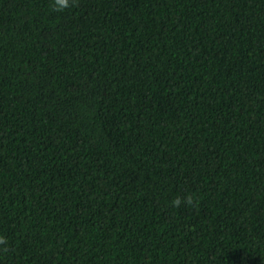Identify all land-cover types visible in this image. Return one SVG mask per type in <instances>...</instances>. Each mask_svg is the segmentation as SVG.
<instances>
[{
	"label": "trees",
	"instance_id": "16d2710c",
	"mask_svg": "<svg viewBox=\"0 0 264 264\" xmlns=\"http://www.w3.org/2000/svg\"><path fill=\"white\" fill-rule=\"evenodd\" d=\"M54 3L0 0V264H264V0Z\"/></svg>",
	"mask_w": 264,
	"mask_h": 264
},
{
	"label": "clouds",
	"instance_id": "9594fccd",
	"mask_svg": "<svg viewBox=\"0 0 264 264\" xmlns=\"http://www.w3.org/2000/svg\"><path fill=\"white\" fill-rule=\"evenodd\" d=\"M71 0H55V3L53 5L54 8L56 9H64L69 7ZM174 204L178 205L180 203V200L177 199L173 201ZM4 242V237L0 236V243Z\"/></svg>",
	"mask_w": 264,
	"mask_h": 264
}]
</instances>
